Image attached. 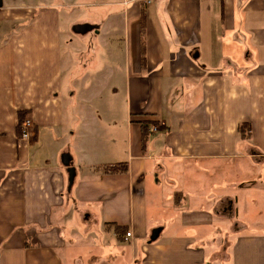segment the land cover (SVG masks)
Wrapping results in <instances>:
<instances>
[{
  "label": "crops",
  "instance_id": "crops-1",
  "mask_svg": "<svg viewBox=\"0 0 264 264\" xmlns=\"http://www.w3.org/2000/svg\"><path fill=\"white\" fill-rule=\"evenodd\" d=\"M107 257L264 264V0H2L0 264Z\"/></svg>",
  "mask_w": 264,
  "mask_h": 264
},
{
  "label": "trees",
  "instance_id": "trees-1",
  "mask_svg": "<svg viewBox=\"0 0 264 264\" xmlns=\"http://www.w3.org/2000/svg\"><path fill=\"white\" fill-rule=\"evenodd\" d=\"M144 27V23H143ZM26 119V115L23 112H19V124H18V135L19 138H22V124ZM142 145L145 149L146 143L150 134V126L153 124V126H156L158 124L157 121L153 120H142ZM249 126L246 123H243L240 125L239 133L242 138L246 139L249 137V130L247 128ZM103 173H125L128 171V163L127 162H118L113 164H105L99 167ZM113 228V230L116 232L118 237H121L123 233H125L128 228L126 226L116 225V224H108Z\"/></svg>",
  "mask_w": 264,
  "mask_h": 264
},
{
  "label": "rangeland",
  "instance_id": "rangeland-1",
  "mask_svg": "<svg viewBox=\"0 0 264 264\" xmlns=\"http://www.w3.org/2000/svg\"><path fill=\"white\" fill-rule=\"evenodd\" d=\"M7 1V0H6ZM10 2H13V3H20V2H23L25 1L26 3H32V2H37L39 0H9ZM51 1H54V2H61V0H51ZM82 0H78L79 3H81ZM72 10H78V12L82 13L84 12L86 9L84 7H77V8H71ZM229 224V222H227ZM90 225H91V222H90ZM90 229V228H89ZM236 229V228H235ZM228 231H231L230 228H228ZM91 232L94 233V236L97 237V230L95 229L94 226H91ZM218 237L221 238V239H224L225 237H230L229 235H226V232H223V233H219L218 234ZM96 239V238H95ZM106 241V240H105ZM100 242L103 243L100 239ZM224 255V252L221 253L220 256ZM120 256V255H119ZM117 256V257H119ZM111 257H114V255H111ZM125 257V254H122V258ZM106 264H114L113 261L109 260V258L107 257L106 260H105ZM75 264H81V261L79 260L78 262H76ZM116 264V263H115Z\"/></svg>",
  "mask_w": 264,
  "mask_h": 264
},
{
  "label": "built area",
  "instance_id": "built-area-1",
  "mask_svg": "<svg viewBox=\"0 0 264 264\" xmlns=\"http://www.w3.org/2000/svg\"><path fill=\"white\" fill-rule=\"evenodd\" d=\"M153 0H145V2L148 4V3H150V2H152ZM31 127H32V122H31V120H29V119H25V121L23 122V124H22V138H29L31 135H32V133H31ZM152 130L153 131H156L157 130V128L156 127H154V128H152ZM132 236V233L131 232H127L126 233V237H131Z\"/></svg>",
  "mask_w": 264,
  "mask_h": 264
},
{
  "label": "water",
  "instance_id": "water-1",
  "mask_svg": "<svg viewBox=\"0 0 264 264\" xmlns=\"http://www.w3.org/2000/svg\"><path fill=\"white\" fill-rule=\"evenodd\" d=\"M2 6V0H0V7ZM161 229L160 228H157V229H154L153 230V233L151 235V241L152 240H156L159 236V233H160Z\"/></svg>",
  "mask_w": 264,
  "mask_h": 264
}]
</instances>
